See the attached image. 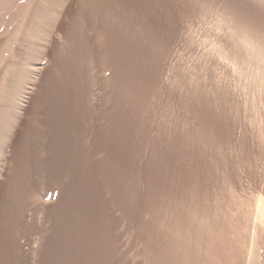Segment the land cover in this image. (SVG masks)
I'll return each instance as SVG.
<instances>
[{
    "label": "rangeland",
    "instance_id": "rangeland-1",
    "mask_svg": "<svg viewBox=\"0 0 264 264\" xmlns=\"http://www.w3.org/2000/svg\"><path fill=\"white\" fill-rule=\"evenodd\" d=\"M115 3L35 94L0 264H263L264 0Z\"/></svg>",
    "mask_w": 264,
    "mask_h": 264
},
{
    "label": "bare ground",
    "instance_id": "bare-ground-1",
    "mask_svg": "<svg viewBox=\"0 0 264 264\" xmlns=\"http://www.w3.org/2000/svg\"><path fill=\"white\" fill-rule=\"evenodd\" d=\"M116 1L0 0V212L35 94L42 87L55 56L64 45L66 48L67 43L74 40L79 21L84 18L98 32L106 19V12L113 9L111 7ZM140 5V0H131L130 9L137 11ZM53 191L31 188L25 195V201L29 208L38 209Z\"/></svg>",
    "mask_w": 264,
    "mask_h": 264
}]
</instances>
